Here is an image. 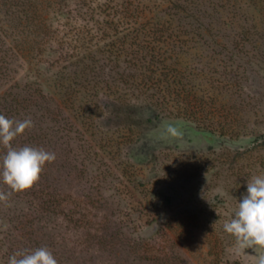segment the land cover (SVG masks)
Wrapping results in <instances>:
<instances>
[{
    "label": "rangeland",
    "instance_id": "obj_1",
    "mask_svg": "<svg viewBox=\"0 0 264 264\" xmlns=\"http://www.w3.org/2000/svg\"><path fill=\"white\" fill-rule=\"evenodd\" d=\"M130 2V48L140 43L142 55L117 60L107 50L118 42L77 63L78 51L49 43L16 64V90L33 97L23 117L34 122L31 145L56 160L12 193L10 209L0 203V225L19 251L47 246L58 264H257L264 248H240L223 225L264 173V0ZM66 15L52 29L67 39ZM152 62L156 73L144 67ZM168 72L241 102L249 133L227 142L178 116L176 102L145 85Z\"/></svg>",
    "mask_w": 264,
    "mask_h": 264
},
{
    "label": "trees",
    "instance_id": "obj_2",
    "mask_svg": "<svg viewBox=\"0 0 264 264\" xmlns=\"http://www.w3.org/2000/svg\"><path fill=\"white\" fill-rule=\"evenodd\" d=\"M133 7L135 5L130 0H0V88L3 87V92L0 95V114L14 120H23V117L31 115L34 106L33 97H27L21 91L16 90L18 81L15 66L20 58L30 62L38 57L49 43L63 44L67 52L78 51L70 58L76 59L77 63L88 59V54L92 53L94 48L97 51L101 45L111 47L118 42L121 44L119 50H107L113 51L112 55L117 60L123 57L125 59L129 55L135 57L139 54L142 55L146 49H141L140 43L135 45L136 52L135 49L130 48L131 34L129 31L134 26L127 15ZM64 15L71 21L69 23L63 21L60 24L66 29L65 32L71 33L67 39L65 35L59 37L52 29L55 19L58 20ZM140 35L142 33H137V39ZM129 49H133L132 52H128ZM158 56H163L164 59L173 58V56L170 57L160 52ZM170 63L168 65L173 64L172 61ZM174 66H166V69L171 70ZM140 67L142 68L141 65ZM144 67L147 69L146 71L155 73L160 68L155 62ZM145 85L148 89L159 91L158 93L163 98L162 101L176 102L177 106L173 108L177 111L176 114L184 116L199 130L210 134L219 133L227 142L239 140L243 134L249 133L246 130V125L241 124L242 117L245 116L242 109L243 104L234 98L225 97L205 88L200 89L201 87L191 84L189 81L183 83L178 78V74L175 75L171 72L166 73L165 78L149 77L145 81ZM160 95H158L157 101L160 99ZM41 96L44 98L43 95ZM151 96L155 97L156 94L152 93ZM58 104L63 105V101H58ZM118 107L120 108L122 105H117L116 108L118 109ZM38 110V108L35 110L37 116ZM40 116L37 118L44 122L45 113L43 111ZM41 129L45 130L42 127ZM251 133L255 136L257 134L253 131ZM34 136L33 128L27 129L22 135L17 136L12 144L17 148L25 145L32 146ZM256 137L252 140L253 143H256ZM256 147L248 148L245 152H252ZM5 152L6 149L0 145V158ZM245 152L238 150L237 156L239 157V154L243 156ZM1 181L2 177H0ZM14 201L17 202L12 197L7 203H0L8 204V209H10ZM18 220L20 221L19 216L15 223ZM22 222L19 223L22 224ZM4 227L5 224L2 223L0 225V264H8V258L19 251V243L15 241L17 235ZM27 246L28 244H25V248ZM30 248L31 246L26 248V251Z\"/></svg>",
    "mask_w": 264,
    "mask_h": 264
},
{
    "label": "clouds",
    "instance_id": "obj_3",
    "mask_svg": "<svg viewBox=\"0 0 264 264\" xmlns=\"http://www.w3.org/2000/svg\"><path fill=\"white\" fill-rule=\"evenodd\" d=\"M32 127L34 122L30 118L14 120L0 114V145L6 149L0 158V177L10 189L8 193L0 192V202L7 203L13 192L29 190L39 181L45 165L56 160V154L44 148L13 146L12 141ZM223 229L235 237L240 248H264V173L247 181L246 194ZM8 264H58V261L47 246H42L13 253ZM257 264H264V254L259 256Z\"/></svg>",
    "mask_w": 264,
    "mask_h": 264
}]
</instances>
